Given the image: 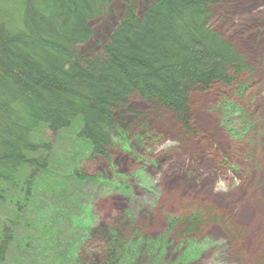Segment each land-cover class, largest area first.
<instances>
[{
    "label": "rangeland",
    "instance_id": "374dc122",
    "mask_svg": "<svg viewBox=\"0 0 264 264\" xmlns=\"http://www.w3.org/2000/svg\"><path fill=\"white\" fill-rule=\"evenodd\" d=\"M126 1L114 0L90 21L93 35L78 47L80 57L101 49ZM136 1L139 12L149 3ZM212 26L253 69L240 76L245 88L214 85L192 93L197 134L186 138L168 112L132 98L115 112L126 139L109 158L88 159L87 146L75 139L78 123L57 136L39 129L34 140L53 145L50 180L58 191L36 192L32 205L40 213L24 209L27 215L19 216L4 264H61L55 249L62 264H106L111 239L119 249L107 264H257L264 252V0H219ZM72 170L97 180L67 183ZM50 206L54 215L79 216L81 225L40 216ZM12 207L0 206V232L14 220ZM206 211L217 220L192 232L180 228L181 218ZM23 228L32 231L26 241Z\"/></svg>",
    "mask_w": 264,
    "mask_h": 264
},
{
    "label": "trees",
    "instance_id": "16d2710c",
    "mask_svg": "<svg viewBox=\"0 0 264 264\" xmlns=\"http://www.w3.org/2000/svg\"><path fill=\"white\" fill-rule=\"evenodd\" d=\"M113 1L0 0V206L12 205L15 216L0 232V264L20 231L19 216L25 210L39 215L32 205L36 192L48 197L58 191L50 180L53 145L34 140L39 129L57 136L78 123L75 139L87 146L88 159L109 158V150L126 139L115 112L136 97L168 112L186 138L197 134L191 94L214 85L241 91L240 76L253 71L212 26L219 0H149L142 12L136 0H128L101 49L80 57L78 47L93 35L90 21ZM75 172L67 183L97 180ZM51 207L40 216L52 214ZM210 211L181 218L180 228L192 232L217 220ZM59 212L52 221L66 217L74 227L81 225L79 216ZM31 234L27 228L23 241ZM116 243L111 239L106 264L117 258ZM55 253L62 264L60 251ZM256 263L264 264V252Z\"/></svg>",
    "mask_w": 264,
    "mask_h": 264
}]
</instances>
